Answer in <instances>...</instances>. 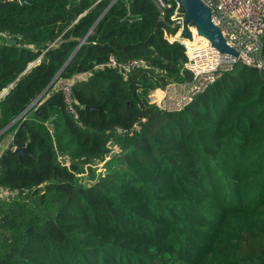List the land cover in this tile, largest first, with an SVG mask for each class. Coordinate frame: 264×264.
<instances>
[{
    "label": "trees",
    "instance_id": "1",
    "mask_svg": "<svg viewBox=\"0 0 264 264\" xmlns=\"http://www.w3.org/2000/svg\"><path fill=\"white\" fill-rule=\"evenodd\" d=\"M165 1L163 20L155 0H0V264H264V79L238 63L181 110L151 104L192 79ZM111 54L149 65L125 77Z\"/></svg>",
    "mask_w": 264,
    "mask_h": 264
},
{
    "label": "built area",
    "instance_id": "2",
    "mask_svg": "<svg viewBox=\"0 0 264 264\" xmlns=\"http://www.w3.org/2000/svg\"><path fill=\"white\" fill-rule=\"evenodd\" d=\"M211 12L212 22L220 29L229 47L237 52V56L222 53L213 46L211 41L201 35L196 26L188 22L190 35L184 32L185 11L179 0H175L173 13L170 16V26L173 33L165 36L170 42H178L184 47L187 55L186 69L192 74L188 82H170L163 87L150 91L149 102L162 110L178 111L183 109L193 99L206 90L224 73L234 70L238 63L258 70L264 79V60L262 48L264 42V0H203ZM159 7L160 17L164 20L166 8L165 0H155ZM149 65L144 58H130L119 61L111 54L105 63L99 67L118 69L125 77L137 69H145ZM85 77V75H83ZM74 81L58 86L64 94L68 110L79 117L75 108L73 96ZM147 117L141 118L131 127H117L118 134L134 135L140 132ZM114 151L112 150L111 153ZM2 152L0 151V156ZM67 159V157H65ZM69 164L68 160L65 162ZM13 193L0 187V197L6 198Z\"/></svg>",
    "mask_w": 264,
    "mask_h": 264
},
{
    "label": "water",
    "instance_id": "3",
    "mask_svg": "<svg viewBox=\"0 0 264 264\" xmlns=\"http://www.w3.org/2000/svg\"><path fill=\"white\" fill-rule=\"evenodd\" d=\"M114 1L115 0H113V2ZM179 1L182 4V7L185 11V18H184L185 29H184V32L186 35H190V31L188 29V22L191 21V23L196 26L198 32L201 35H204L205 37H207L211 41V43L213 44L214 47L219 49L222 53H229V54L237 56V52L227 45L222 32L212 22L210 8L208 7V5L203 0H179ZM7 43L8 44H16L17 40L15 38H8ZM71 57L69 58V60L71 59ZM54 81L55 80H53L51 83H53ZM46 89L44 91H46ZM7 90H8V88H5L0 93V98L7 92ZM7 147L9 149L13 148L14 151H16L19 154V158L21 161H24V155L29 153V150H28L29 142L24 147H13V143L11 141V142H9Z\"/></svg>",
    "mask_w": 264,
    "mask_h": 264
},
{
    "label": "crops",
    "instance_id": "4",
    "mask_svg": "<svg viewBox=\"0 0 264 264\" xmlns=\"http://www.w3.org/2000/svg\"><path fill=\"white\" fill-rule=\"evenodd\" d=\"M11 138L10 136L7 137V142H6V146H8L9 142H11ZM4 148V147H3Z\"/></svg>",
    "mask_w": 264,
    "mask_h": 264
},
{
    "label": "rangeland",
    "instance_id": "5",
    "mask_svg": "<svg viewBox=\"0 0 264 264\" xmlns=\"http://www.w3.org/2000/svg\"><path fill=\"white\" fill-rule=\"evenodd\" d=\"M111 146H112V144H111Z\"/></svg>",
    "mask_w": 264,
    "mask_h": 264
}]
</instances>
